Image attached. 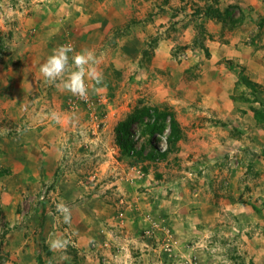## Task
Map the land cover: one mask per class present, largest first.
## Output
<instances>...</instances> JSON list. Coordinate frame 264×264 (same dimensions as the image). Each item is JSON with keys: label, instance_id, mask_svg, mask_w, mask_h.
Here are the masks:
<instances>
[{"label": "rangeland", "instance_id": "obj_1", "mask_svg": "<svg viewBox=\"0 0 264 264\" xmlns=\"http://www.w3.org/2000/svg\"><path fill=\"white\" fill-rule=\"evenodd\" d=\"M102 1L0 0V264H264V0H122L120 22V0ZM69 43L100 59L86 101L39 76ZM257 51L259 67L235 60ZM224 67L247 110L230 126L210 117L220 143L204 115L174 145L168 128L150 142L149 115L131 148L119 142L137 109L174 111L181 90L202 100L191 87L207 76L220 90ZM55 237L71 240L67 259L49 250Z\"/></svg>", "mask_w": 264, "mask_h": 264}, {"label": "crops", "instance_id": "obj_2", "mask_svg": "<svg viewBox=\"0 0 264 264\" xmlns=\"http://www.w3.org/2000/svg\"><path fill=\"white\" fill-rule=\"evenodd\" d=\"M84 1L87 2V4L89 2L92 3V1H95L93 7L97 9H101L103 5V1L100 2L101 4L97 3L96 0H84ZM106 2L107 0L104 1V4H106ZM127 2H132V0L125 1V3ZM121 3H122V0H120L116 4L114 3L115 5H113L114 6L113 8H115V11L113 10V12H111L113 15L117 13V15L119 16L117 19L118 22L122 21L123 18H125L124 16L129 13V8H127V5L126 6L120 5ZM90 7L93 8L91 5ZM91 8H90V12L92 13L95 10H92ZM86 15H88L87 12H86ZM117 15H114L113 19ZM47 43H49V41ZM258 55H259V52L257 51L256 53L252 52L251 54H248V57L244 56L243 53H235L234 57H235V60L236 61L239 60L240 63H244L246 61L247 63H250V66H252V64H258V67H259L260 65L259 61H257L258 59H256ZM250 57H252V59H250ZM256 66L257 65H255V67ZM259 69L263 71L264 66L261 65ZM220 73L222 76V79L220 80L219 86H218L220 90L217 89V84H218L217 82H216L217 84L212 83V87H211V82H212L211 80H214L212 77L210 78L207 76L206 77L203 76L202 78L198 79L195 84H193V86L191 87V91L193 90L192 88L194 87L196 88V86L198 85L197 89H200L202 91V93H200L202 100H198L197 98L191 99V96H192L191 91H190L191 95L187 94L186 90L182 92L181 89L183 85L179 86V89L181 90L179 97H176L174 99H169L170 102L174 104V111H176L175 115H176V118L178 119L179 124H181V127L185 129V131L189 133L191 137H194V134L192 133L191 130H188V128L191 127L190 123H192L193 125V123L195 122L194 116L196 117V115H204L205 117H207L205 121L208 122L207 127H209V129L206 127L207 129H204V130L211 132L212 134L211 139L213 141L216 140L218 141V143H220L219 140H222V139H220L219 137H218L219 139H216V136L220 135L222 137L223 135L222 131L224 128L223 127L217 128L215 125L217 121L215 120V123H213V120L210 117H214V114H217L216 119H219L223 124L230 126V124L227 122L228 120L230 119L232 120V118L239 117L240 112L243 111V109L247 110L246 107L241 106V107H238V110H240V112H238L237 108L235 107V105L237 106V104L233 103L232 99L230 98L233 92L232 83L228 85L230 76H232L231 71L228 68L224 67L223 69L220 70ZM258 75L259 73L255 75L253 79L258 81L259 79V77L257 78ZM178 102H180L181 104L180 105L177 104ZM197 108H202V111ZM249 113H246L244 117H246V115L248 116ZM239 122L240 121H237V122L235 121L234 124L239 123ZM201 132L202 131L199 129V133ZM228 135H230V132H228ZM223 137L225 138V142H228V140L226 139H229V141L233 140V137L231 136L230 138H228V136H225V135ZM193 139L194 138L192 139L190 138L188 140H191L193 143L199 142L198 139L196 138H195L196 140H193ZM220 147L224 148L225 146L221 145Z\"/></svg>", "mask_w": 264, "mask_h": 264}, {"label": "clouds", "instance_id": "obj_3", "mask_svg": "<svg viewBox=\"0 0 264 264\" xmlns=\"http://www.w3.org/2000/svg\"><path fill=\"white\" fill-rule=\"evenodd\" d=\"M8 19H13L11 13ZM100 59L92 49L76 51L72 44L61 45L53 49L46 61L39 67V76L49 85L56 86L60 91L70 93L79 99L87 100L89 97V81H94L99 87L103 85L104 75L99 68ZM98 89H93V91ZM53 119L60 123L56 113ZM58 218L62 217L65 225L72 223V211L63 201L56 203ZM49 250L61 253V260L67 259V249L71 240L64 237H55L48 242Z\"/></svg>", "mask_w": 264, "mask_h": 264}, {"label": "trees", "instance_id": "obj_4", "mask_svg": "<svg viewBox=\"0 0 264 264\" xmlns=\"http://www.w3.org/2000/svg\"><path fill=\"white\" fill-rule=\"evenodd\" d=\"M254 87V84L250 82L248 84ZM260 117L264 118V111L259 112ZM151 119L148 123L144 124V128H147L148 135L150 136V142H153L154 137L157 134H162L165 132L166 128L169 129V132L166 136L169 145H174L181 138L182 131L178 119L174 111H169L167 109L160 110L157 108H144L137 109L135 113L131 115V118L121 122L117 127V134L119 136V142L126 148H131L132 142L129 139L130 128L134 121L141 120L143 117L148 116ZM152 154L160 153L157 145L153 144ZM158 149V150H157ZM139 155H142V150L137 152ZM166 154V152H163Z\"/></svg>", "mask_w": 264, "mask_h": 264}, {"label": "built area", "instance_id": "obj_5", "mask_svg": "<svg viewBox=\"0 0 264 264\" xmlns=\"http://www.w3.org/2000/svg\"><path fill=\"white\" fill-rule=\"evenodd\" d=\"M164 140H165V141H167V138H166V136L164 137Z\"/></svg>", "mask_w": 264, "mask_h": 264}]
</instances>
